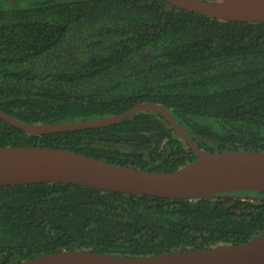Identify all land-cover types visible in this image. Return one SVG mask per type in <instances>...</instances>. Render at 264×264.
Wrapping results in <instances>:
<instances>
[{"label": "trees", "instance_id": "trees-1", "mask_svg": "<svg viewBox=\"0 0 264 264\" xmlns=\"http://www.w3.org/2000/svg\"><path fill=\"white\" fill-rule=\"evenodd\" d=\"M164 106L208 152L264 151V21H218L165 0H0V110L29 124ZM61 148L171 172L196 155L168 121L27 133L0 119V147ZM264 232V192L178 199L68 183L0 185V264L62 250L149 256Z\"/></svg>", "mask_w": 264, "mask_h": 264}, {"label": "water", "instance_id": "water-1", "mask_svg": "<svg viewBox=\"0 0 264 264\" xmlns=\"http://www.w3.org/2000/svg\"><path fill=\"white\" fill-rule=\"evenodd\" d=\"M218 21H264V0H165ZM161 115L196 155L171 172H157L106 162L77 152L43 146L0 147V185L68 183L105 191L178 199H200L235 191L264 192V151L198 148L170 112L159 103H140L102 118L63 123L29 124L0 110V119L27 133L94 128L119 122L135 112ZM18 264H264V232L247 241L149 256L62 250Z\"/></svg>", "mask_w": 264, "mask_h": 264}]
</instances>
